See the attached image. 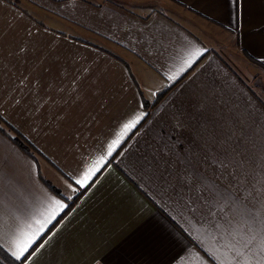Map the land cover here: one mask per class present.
Segmentation results:
<instances>
[{"label": "crops", "instance_id": "obj_1", "mask_svg": "<svg viewBox=\"0 0 264 264\" xmlns=\"http://www.w3.org/2000/svg\"><path fill=\"white\" fill-rule=\"evenodd\" d=\"M164 91L145 120L142 100ZM0 117L43 156L0 133L9 256L47 220L25 264H214L215 208L175 165L149 163L175 137L195 145L198 175L225 188L262 166L264 0H0Z\"/></svg>", "mask_w": 264, "mask_h": 264}, {"label": "snow or ice", "instance_id": "obj_2", "mask_svg": "<svg viewBox=\"0 0 264 264\" xmlns=\"http://www.w3.org/2000/svg\"><path fill=\"white\" fill-rule=\"evenodd\" d=\"M232 2L239 8L243 0ZM134 123L125 125V128L133 127ZM169 140L170 143H162L157 149L159 155L153 156L149 167L159 169L163 162L165 172H168L169 166L175 165L178 181L186 188L196 187L197 200L202 201L205 206L211 203L215 208L206 222V231L213 241L210 255L214 264H264V161L260 162L262 166L258 170L236 176L234 187L225 188L199 176L192 168L197 151L191 141L178 143L175 137H170ZM204 159L212 167L227 169L226 161L220 160L218 155H209ZM98 170L90 169L83 180L76 183L87 185ZM231 174L235 176V173ZM163 178L162 175L161 179ZM196 203L195 200L189 201L190 211H198ZM48 222L46 220L44 224ZM44 224H41L36 233L14 245L12 255L17 260H27L28 255L33 254L29 253V249L43 231Z\"/></svg>", "mask_w": 264, "mask_h": 264}, {"label": "trees", "instance_id": "obj_3", "mask_svg": "<svg viewBox=\"0 0 264 264\" xmlns=\"http://www.w3.org/2000/svg\"><path fill=\"white\" fill-rule=\"evenodd\" d=\"M10 2V1H8ZM247 56V55H246ZM247 58L250 61L256 62L251 57L247 56ZM167 91L162 92L159 94L155 101L150 104L146 100H142L143 106L148 111V114L145 118V120L148 118L149 111L153 107H155L166 95ZM0 133L3 134L5 137H7L21 152H23L25 155L29 156L31 159H33L38 164V159H43V156L22 136L20 135L15 129H13L9 124H7L1 117H0ZM45 185L52 191L53 194L61 197L58 190H56L53 186H51L48 182L44 181ZM82 191L71 201L70 205L68 206V209L61 214L55 222L51 225L50 229L47 231H51L61 219L69 212V210L75 205V203L79 200L81 197ZM46 233V234H47ZM43 236L42 238H44ZM42 238L35 244V246L29 251V253H32L34 249L38 247L40 244ZM28 255V254H26ZM29 257V255H28ZM25 261L23 258L21 260H15L11 256H9L3 249L0 248V264H25Z\"/></svg>", "mask_w": 264, "mask_h": 264}]
</instances>
